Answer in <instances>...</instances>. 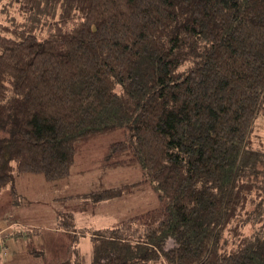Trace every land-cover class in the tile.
Here are the masks:
<instances>
[{
	"label": "trees",
	"instance_id": "1",
	"mask_svg": "<svg viewBox=\"0 0 264 264\" xmlns=\"http://www.w3.org/2000/svg\"><path fill=\"white\" fill-rule=\"evenodd\" d=\"M18 1L26 19L0 21V194L21 173L66 178L81 144L121 129L105 165L142 179L80 196L166 200L91 231L61 211L60 264H264V0Z\"/></svg>",
	"mask_w": 264,
	"mask_h": 264
},
{
	"label": "rangeland",
	"instance_id": "2",
	"mask_svg": "<svg viewBox=\"0 0 264 264\" xmlns=\"http://www.w3.org/2000/svg\"><path fill=\"white\" fill-rule=\"evenodd\" d=\"M25 19L26 13H23L20 10V3L18 0H0V21L6 23L9 20L23 21ZM45 34L46 32H44L43 35ZM1 49L2 48L0 46V50ZM255 131L256 145L264 146V115L258 118ZM122 138L123 140L130 138V133L128 134L124 130L119 129L110 134L91 139L90 142H95L90 144L86 149L82 150V155H77V157H80V160L76 163V165L74 163V171L83 170V168L91 169L96 167V169L92 171L87 170L84 172V174L88 176V180L91 178L96 180V176L103 175L108 184H111L112 186H122L127 183L129 184L140 181L142 179V174L136 167L118 166L120 168H115V170H109L107 169L108 167L106 168L105 157L107 152H110L112 143L119 141ZM34 174L38 173H21L17 175L22 176L18 179L20 181V184H18L19 186L16 185V195L11 193L10 188H6L0 194L1 227H5L13 222H19L13 227V229H18V227L21 226V228L27 229L23 230V233L29 231V234L34 238L32 243L28 245L27 250L18 247L16 244L15 246H12L9 241L3 239L5 245L1 244L0 246V264H60L62 259L70 256V249H67V243L69 242L65 241L64 238H62V240L58 237L55 238V243L59 244L57 247L51 246L47 249V245L42 244L41 237L44 235L43 231L55 226V220L57 219L58 213L61 211L72 212V210L70 211L69 209H74L77 212H83L86 208L91 211V216L95 213L98 215L101 214L103 215L101 218L105 224L115 226V219L112 218V215L107 216L106 213L112 212L113 209H119L116 214L124 213L129 208V205L132 206V204H135L133 200H137V198L142 195H144V198H148L151 201L156 200V206H160L163 202H166L165 198L164 201L160 198L161 192L155 187V185L153 186L151 184H142V186L134 188L133 190L132 188L127 190L126 193L121 195V197L110 198V200H114L118 203V205H111L110 209H107L108 205L106 206L103 204V200H93L92 195H89L88 197H81L79 195L76 196V200H68V202L61 198L56 200L52 199V197H54L57 191V194H65L64 190L67 191V188H64L66 187L65 184H63V186L58 184V188H46L43 184H40V180L42 179L38 180L35 176H33ZM66 178L56 181H48L52 182V185H55L57 184V181L65 183L68 181ZM78 178V176H75V179L73 178L71 181L76 189L79 190V193H83L84 196L87 195V193H92L91 190L85 191L83 186L80 188L77 180ZM70 192L73 193V190H70ZM95 192L98 191L96 190ZM71 197L75 198V195L70 196V198ZM90 204L91 208L89 207ZM134 210L136 209L134 208ZM137 213V211H134L133 214ZM121 215L123 216V214ZM121 217H119L118 220H120ZM254 229L255 227L252 224L248 227V230H245V232L250 234ZM70 246L71 243L69 244V247ZM80 246L82 253L87 259H89L92 255L90 238L87 237L82 239ZM150 264L164 263L153 262Z\"/></svg>",
	"mask_w": 264,
	"mask_h": 264
},
{
	"label": "crops",
	"instance_id": "3",
	"mask_svg": "<svg viewBox=\"0 0 264 264\" xmlns=\"http://www.w3.org/2000/svg\"><path fill=\"white\" fill-rule=\"evenodd\" d=\"M94 140H96V139H94ZM98 140H100V139H98ZM94 142L95 141H93V142L87 141V142L81 144L79 146V148H78L77 155H79V154L82 155V150L86 149L90 144H92ZM79 160H80V157H77L76 161H75V165H76V163H78ZM115 168H120V167H115ZM115 168H109L108 167L107 169L115 170ZM94 169H96V167H93L91 169L90 168L89 169H84L83 168V170L74 171V165H73L72 168H71L70 175L66 178V179H68V181H66L65 183H63L62 181H57V184H55V185H52V182H49L46 178H44L40 174H34L33 176H35L38 180L42 179V180H40V184H43L46 188L47 187L48 188H53V187L58 188L57 187L58 184H60L61 186H63V184H65L66 187H64V188H67V191H65L63 189L65 194H57L58 193V191H57V193H55V195H54V197H52V199H56L57 200V199L61 198V199H65L66 202H68V200H72V201L76 200L77 194L78 195L83 194V193H79V190L76 189V187L74 186V184L71 181V180H73V178L75 179V176L79 177L77 179L78 180V184L80 185V188H82V186H83L85 188V191L86 190H91V192H93V191L95 192L96 190L99 191V190H101L103 188H108V187H114L115 186V185L112 186L111 184H108V182L104 179L103 175L96 176V180H94L92 178L90 180H88V176L85 175L84 172L87 171V170H91L92 171ZM99 171H100V169H99ZM139 172L142 174L141 169H139ZM21 176L22 175L17 176V180H16V185L17 186H19L18 184H20L19 183L20 181L18 179ZM56 188H55V190H56ZM50 190L53 191L52 189H50ZM70 190H73L74 194L72 192H70ZM51 194H52V192H51ZM73 195H75V198L74 197L70 198V196H73ZM133 202L135 204H132V206L136 210H134V208L129 205V208L124 213L116 214V212L119 209H113L112 212H110V213L107 212L106 213L107 216L112 215V218L115 219V221H116L115 222V226L117 224H119L121 221H123L124 219L136 215V214H133L134 211H137L138 213H141V212L143 213V212H146V211H148V210H150V209H152V208H154L156 206V200L151 201L148 198H144V195H142L141 197L137 198V200L134 199ZM103 204L106 205V206L108 205L107 209H110L111 205H118V203H116V201L110 200V199L103 200ZM90 206H91V204L89 205V207ZM69 210L70 211L72 210L74 218H75L76 226L78 228H80V229H88L89 231H91L93 229L95 230V229H100V228L114 227L113 225L105 224L103 222L102 218H101V217H103V215H101V214L98 215L97 213H95L94 215L91 216V214H90L91 211H89L86 208L84 209L83 212L82 211L77 212L74 209H69ZM121 214H123V216ZM119 217H121L120 220H118ZM18 223L19 222H13V223L8 224L5 227H1V225H0V246H1V244H4V240L3 239H6L7 241H9L11 243L12 246H15V244H16L18 247H21V248H23L25 250L28 249V245L32 243L34 238L32 237V235L29 234V231L23 233V230H27V229L21 228V226L18 227V229H13V227L16 226ZM55 223H56V220H55ZM43 234L44 235L42 237L41 236L40 237L42 239V244L47 245L46 246L47 249H49L51 246L52 247H57L59 245V244L55 243V238L56 237L60 238L61 240H62V238H64L65 241L69 242V243H67L68 244L67 249H69V244L71 243V241H70V238H69V236L67 234V231L57 228L56 224H55V226L53 228H48L46 231H43ZM87 237L90 238L91 245H92L91 233H88V232H87L86 235L81 237L80 243H81L82 239L87 238ZM43 239H44V242H43ZM80 243H79V247L81 249ZM67 244H65V245H67ZM85 258H86V256H85ZM91 258H92V255H91V257L89 259L86 258V260L90 261Z\"/></svg>",
	"mask_w": 264,
	"mask_h": 264
}]
</instances>
